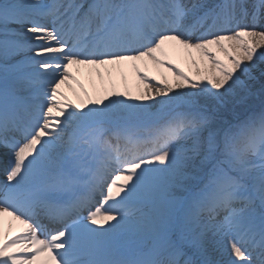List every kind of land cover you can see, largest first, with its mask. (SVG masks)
<instances>
[{
    "label": "snow or ice",
    "instance_id": "snow-or-ice-1",
    "mask_svg": "<svg viewBox=\"0 0 264 264\" xmlns=\"http://www.w3.org/2000/svg\"><path fill=\"white\" fill-rule=\"evenodd\" d=\"M0 36V264H264V0H0Z\"/></svg>",
    "mask_w": 264,
    "mask_h": 264
},
{
    "label": "rangeland",
    "instance_id": "rangeland-1",
    "mask_svg": "<svg viewBox=\"0 0 264 264\" xmlns=\"http://www.w3.org/2000/svg\"><path fill=\"white\" fill-rule=\"evenodd\" d=\"M12 27L18 28V26H16V25H12ZM2 38L3 37L0 36V39H2ZM25 55H31V53L30 52H28V53H25V52L15 53L12 57V61L14 62L15 60L23 59ZM171 58L173 60H175L177 63H179L181 65V67H183L185 69V71H188L190 73L195 71V69L191 66L190 60L187 56L174 54ZM197 58H199V57L197 56ZM140 67L144 68L145 65L140 64ZM103 70L104 69L101 68V71H103ZM147 70H148L150 75L156 76L157 79L163 78L162 74L167 75L170 80L174 79L172 73L166 67L161 66L158 68V67L152 65L151 62H149L147 65ZM72 71H73L74 75H76L77 78L83 82L84 87L88 90V92L92 96V98L95 99L97 92L102 87L101 83H100V78L96 75L95 71L90 66H75V65L72 66ZM121 72L123 73V75H121ZM113 78L116 80L117 88L119 91L124 90L125 78L127 80V84L129 86V88L133 91L134 94L136 93L138 87L140 89L143 88V84L140 83L138 81V79L136 78L135 69L132 66V62H124V64L122 65L121 71L114 70L113 71ZM69 83L72 84V86L76 90V92H80L79 86L76 85L74 81H70ZM62 89L68 93V97H69V99H71L73 101V103L78 102L77 95L75 94V92H73V90L71 88H69L67 85H62ZM80 95H81V97H83L82 92L80 93ZM89 107H91V105H89ZM153 110H155V109H153ZM0 171H2V170H0ZM101 199H102V197H100L98 200H101ZM98 205L99 204H97L95 206L93 205V208L98 206ZM112 223H114V222H112ZM105 227H107V226L105 225ZM209 254H210V258L213 260L220 259L219 253L215 252L212 249L211 244L209 245Z\"/></svg>",
    "mask_w": 264,
    "mask_h": 264
}]
</instances>
